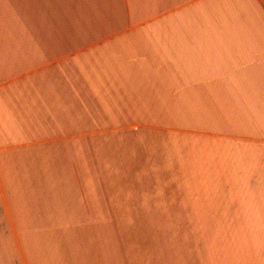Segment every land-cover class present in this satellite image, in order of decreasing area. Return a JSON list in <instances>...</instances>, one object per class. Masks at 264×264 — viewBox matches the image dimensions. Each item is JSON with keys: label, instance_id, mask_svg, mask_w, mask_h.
Masks as SVG:
<instances>
[{"label": "crops", "instance_id": "crops-1", "mask_svg": "<svg viewBox=\"0 0 264 264\" xmlns=\"http://www.w3.org/2000/svg\"><path fill=\"white\" fill-rule=\"evenodd\" d=\"M0 264H264V0H0Z\"/></svg>", "mask_w": 264, "mask_h": 264}]
</instances>
